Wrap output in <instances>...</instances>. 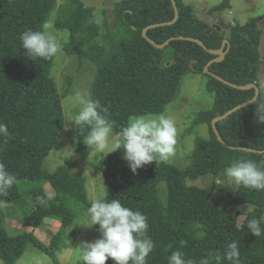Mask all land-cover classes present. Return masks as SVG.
<instances>
[{
  "label": "trees",
  "instance_id": "16d2710c",
  "mask_svg": "<svg viewBox=\"0 0 264 264\" xmlns=\"http://www.w3.org/2000/svg\"><path fill=\"white\" fill-rule=\"evenodd\" d=\"M175 1L178 20L151 28L148 36L156 43L190 36L207 49L185 39L160 49L142 35L145 27L174 19L172 0L117 1L113 12L123 30L115 36L102 35L93 7L84 0H0V203L26 207L25 226L38 227L54 218L60 222L46 245L33 232L10 233L0 214V258L6 264H15L30 241L59 262L78 204L94 208L95 226L110 236L103 256L108 263L264 264V83L258 82V23L264 14L226 32L199 20L185 0ZM230 7L231 0H223L212 12ZM52 17L59 30L68 31L66 52L97 64L90 107L67 128L79 141L77 154L87 152L85 139L102 127L119 134L98 165L106 195L96 201L88 196L86 175L72 170V158L52 172L42 166L66 130L54 75L55 45L45 28ZM209 50L227 51L223 60L210 65L211 72L238 85L260 87L255 101L217 122L223 141L213 119L252 100L256 92L233 88L206 73L205 66L218 56ZM189 70L206 77L214 101L196 113L188 128L193 132L207 124L210 136L197 133L189 164L178 167L158 155L144 132L126 129L131 116L165 111ZM231 167L240 172L234 200L253 204L248 212H231L213 200L216 183L197 187L186 182L208 173L225 177ZM160 181L167 183L165 201L159 196ZM46 183L54 188L53 196Z\"/></svg>",
  "mask_w": 264,
  "mask_h": 264
},
{
  "label": "rangeland",
  "instance_id": "374dc122",
  "mask_svg": "<svg viewBox=\"0 0 264 264\" xmlns=\"http://www.w3.org/2000/svg\"><path fill=\"white\" fill-rule=\"evenodd\" d=\"M61 1V0H60ZM93 7V17L99 23L103 35H118L123 30L116 19L113 8L119 0H84ZM223 0H185L192 5L199 20L220 30L230 31L234 24H244L253 17L264 14V0H231V7L223 11L212 9ZM261 31L258 82L264 83V18L258 23ZM46 32L55 45L54 75L57 79L58 91L62 98L65 134L58 140L54 148L43 161V169L52 172L67 159H73L72 170H78L87 177V191L90 200L96 201L106 195L104 176L98 165L116 145L119 134L109 127H102L96 134L85 139L88 150L84 154H77L79 141L68 134V124L72 120H82L83 113L90 107L89 88L93 81L97 64L89 57L68 54L64 49V42L69 34L66 30H59L52 19L46 23ZM100 41L104 42L102 36ZM167 53V52H166ZM206 77L202 73L189 70L184 75L178 92L168 104L165 111L159 114L131 116L128 132H144L156 149L158 155L165 161L185 167L191 159V152L195 147L197 133L209 137L207 124H200L197 131H188L191 122L198 111L209 108L213 101V94L206 89ZM239 170L231 167L227 176L208 173L197 178H188L187 184L197 187H209L216 183L212 199L221 207L231 212H248L254 205L239 203L234 200L239 182ZM48 193L53 196L54 188L46 183ZM160 198L165 201L168 195L167 183L158 184ZM30 202L31 198H27ZM15 208L8 207V203H0V214L3 215L10 233L33 232L44 244L50 245L55 233L60 229L57 219H46L38 227L25 226L22 222L25 209L23 205ZM97 213L94 208H86L82 204L75 207V218L67 228L63 243L66 247L58 253L59 262L48 254L41 246L28 242L25 251L17 258L15 264H112L105 262L103 256L110 245L111 238L95 226ZM71 245H70V244ZM63 245V244H62ZM0 264L6 262L0 258ZM143 264V263H139Z\"/></svg>",
  "mask_w": 264,
  "mask_h": 264
},
{
  "label": "water",
  "instance_id": "95a60500",
  "mask_svg": "<svg viewBox=\"0 0 264 264\" xmlns=\"http://www.w3.org/2000/svg\"><path fill=\"white\" fill-rule=\"evenodd\" d=\"M173 2V5L175 7V17L174 19L170 20V21H165V22H160V23H157V24H152V25H149L147 27H145L143 30H142V35L152 44L154 45L156 48H160V49H163L165 48L172 40L174 39H185V40H189V41H194L196 43H198L199 45H201L202 47H204L205 49H207L206 45L200 40V39H197V38H194V37H185V36H178V37H171L169 38L167 41H165L164 43H156L154 40H152L149 36H148V30H150L151 28H154V27H157V26H165V25H171V24H174L178 18H179V9L177 7V3L175 0H172ZM225 43L228 42V40H225L224 41ZM211 53H214V54H217L218 56L211 60L206 66H205V72L206 73H209L211 74L212 76L216 77L218 80H220L221 82L233 87V88H237V89H241V90H246V89H251V88H254L255 89V96L252 100H249V101H246L244 103H241L235 107H233L232 109L228 110L225 114L223 115H219L217 117H215L212 121V126L215 130V133L218 137L219 140L223 141L221 135L219 134L218 130H217V122L228 117L229 115H231L232 113L236 112L237 110H239L240 108H243V107H246L247 105L251 104L253 101H255L259 95V92H260V87L256 84V83H249V84H246V85H238V84H235L213 72L210 71V65L215 62V61H221L225 58L226 56V52L227 51H223V50H209ZM193 63L194 61H192L190 63L191 67H193ZM241 149H246V150H249V151H252L253 149H250V148H245V147H239ZM262 152V151H260Z\"/></svg>",
  "mask_w": 264,
  "mask_h": 264
}]
</instances>
